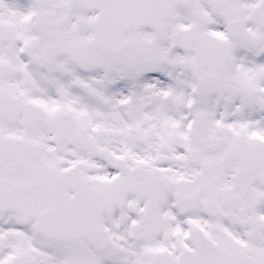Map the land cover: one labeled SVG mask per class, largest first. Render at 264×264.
<instances>
[{
	"label": "snow or ice",
	"instance_id": "snow-or-ice-1",
	"mask_svg": "<svg viewBox=\"0 0 264 264\" xmlns=\"http://www.w3.org/2000/svg\"><path fill=\"white\" fill-rule=\"evenodd\" d=\"M0 264H264V0H0Z\"/></svg>",
	"mask_w": 264,
	"mask_h": 264
}]
</instances>
